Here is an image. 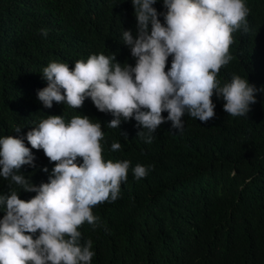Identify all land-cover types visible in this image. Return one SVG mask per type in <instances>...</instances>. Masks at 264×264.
<instances>
[{"label": "trees", "instance_id": "obj_1", "mask_svg": "<svg viewBox=\"0 0 264 264\" xmlns=\"http://www.w3.org/2000/svg\"><path fill=\"white\" fill-rule=\"evenodd\" d=\"M245 2L249 31L233 34V59L218 79L223 84L235 74L264 89V0ZM159 6L166 11L163 0L153 5L158 12ZM135 19L132 0H0V137H23L31 149L26 133L47 116L100 122L106 113L90 98L77 109L56 102L45 108L37 98L48 84L42 70L53 61L73 68L101 53L135 66L122 40L124 30L136 35ZM40 29H48L47 37ZM212 100L213 119L204 123L185 114L182 133L166 121L151 143L137 136L136 121L127 129L106 121L104 159L129 160L131 167L117 201L93 209L102 226L79 229L93 242L92 264H264V91L256 93L247 116L233 117L222 98L214 94ZM113 142L121 149L111 151ZM31 151L35 167L23 165L19 173L39 186L55 165L42 149ZM138 163L154 165L139 181L131 171ZM8 185L0 177V194H10ZM11 190L25 201L36 195L15 184ZM4 215L0 207V219Z\"/></svg>", "mask_w": 264, "mask_h": 264}, {"label": "clouds", "instance_id": "obj_2", "mask_svg": "<svg viewBox=\"0 0 264 264\" xmlns=\"http://www.w3.org/2000/svg\"><path fill=\"white\" fill-rule=\"evenodd\" d=\"M156 3L132 0L136 35L124 30L122 40L135 66L117 62L114 53H101L77 60L73 68L56 61L43 68L48 84L37 98L45 108L56 102L77 109L90 98L98 111L108 114L101 123L86 115L69 121L47 116L26 133L31 149H42L55 165L47 183L36 186L19 173L23 165L35 167L23 137H0V177L9 181L10 190L0 194L5 212L0 219V264H92L93 242L83 239L79 229L85 223L93 230L102 226L93 209L117 201L131 167L129 160L104 159L106 121L107 127L121 129L136 121L142 129L137 136L151 143L166 121L182 133L185 114L204 123L213 119L214 94L225 101L223 110L236 117L247 116L256 93L264 91L239 75L223 84L218 79L233 59V34L249 31L251 10L245 0H163L164 12L153 7ZM38 31L47 37L48 29ZM121 134L128 139L127 133ZM121 147L113 142L111 151ZM153 169L138 163L131 171L139 181ZM12 184L36 195L22 200Z\"/></svg>", "mask_w": 264, "mask_h": 264}]
</instances>
